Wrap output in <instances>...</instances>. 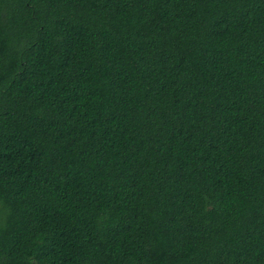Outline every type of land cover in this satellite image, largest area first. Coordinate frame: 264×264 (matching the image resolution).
Listing matches in <instances>:
<instances>
[{"label":"trees","instance_id":"1","mask_svg":"<svg viewBox=\"0 0 264 264\" xmlns=\"http://www.w3.org/2000/svg\"><path fill=\"white\" fill-rule=\"evenodd\" d=\"M0 264H264V0H0Z\"/></svg>","mask_w":264,"mask_h":264}]
</instances>
